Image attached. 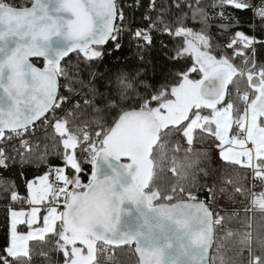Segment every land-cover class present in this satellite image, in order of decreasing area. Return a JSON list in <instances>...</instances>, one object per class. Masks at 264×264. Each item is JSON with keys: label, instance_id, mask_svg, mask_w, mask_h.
I'll use <instances>...</instances> for the list:
<instances>
[{"label": "snow or ice", "instance_id": "obj_1", "mask_svg": "<svg viewBox=\"0 0 264 264\" xmlns=\"http://www.w3.org/2000/svg\"><path fill=\"white\" fill-rule=\"evenodd\" d=\"M125 41L136 67L115 77L99 71ZM258 49L264 0H0V169H43L24 195L3 189L21 207L8 209L0 264H34L36 255L47 264H114L122 247L137 264H240L210 250L224 247L219 230L235 235L226 225L236 213L216 206L221 194L264 213ZM37 122L51 129L42 142ZM166 167L177 180L161 186ZM236 256L264 264V236L242 232Z\"/></svg>", "mask_w": 264, "mask_h": 264}, {"label": "trees", "instance_id": "obj_2", "mask_svg": "<svg viewBox=\"0 0 264 264\" xmlns=\"http://www.w3.org/2000/svg\"><path fill=\"white\" fill-rule=\"evenodd\" d=\"M143 4H147V0H141ZM174 0H157L159 6L168 7L172 5ZM207 2V0H205ZM118 3L124 5L132 3V0H118ZM143 8L137 10L135 12V17L137 22H140V16L143 12ZM126 13L131 17L132 12L126 9ZM176 9L170 8L169 15L175 16L178 15ZM187 23L189 26L195 27L191 20H188ZM167 42V38H165ZM171 46V45H170ZM159 45H157V49ZM151 60L153 64L156 66V71L158 72L159 65L162 63L159 52L154 51L151 54ZM257 59L258 61L264 62V49H258L257 51ZM37 63H42V61H37ZM76 63L75 54L72 56L70 64ZM139 63L135 56V50L130 48L125 41V45L123 50L120 53H116L111 57H108L104 60V62L98 66L99 71L101 72H111L113 77L115 74L123 71H132L136 65ZM170 67V65H169ZM151 75V70L149 71ZM63 82V81H62ZM47 135H51V129L43 128L42 132V141H44V137ZM206 144H195L194 148H203L206 147ZM171 154V153H170ZM177 160L180 163H187L188 161L185 159V153L182 151L177 153ZM213 159H215L214 150L212 153ZM194 158V157H191ZM52 163H58L59 161L55 157L49 158ZM87 169V166H85ZM222 167L220 164H213V168L219 169ZM239 172H244L243 169H237ZM43 169L38 168L36 165H25L21 167L19 164L10 167L7 170L0 169V247H3L6 240V226L8 222V209L9 207H21L20 205H13L6 199V194L3 189L5 186H14L22 195L25 194V182L27 180H31L34 177L42 174ZM218 172H213L212 176L215 178L218 176ZM83 181L87 183L89 177L87 175L82 177ZM177 180V177L174 176L166 167L164 172H158L157 175V183L161 186H170L174 184ZM203 182V181H202ZM242 183L251 184L252 180L249 179L247 181H241ZM259 190V189H254ZM249 204V201L245 198L239 196H233L232 199H229L227 194H221L217 201V208H222L224 211L221 213L222 215L232 216L235 212L236 215L233 216L230 223H227V227L231 229L235 235L227 236L224 230H219L217 233V245L223 244L224 247L221 249L220 253L213 250L212 256L215 258L218 255H223L225 259H236L240 261V264H244V261L236 256V247L238 246V241L240 238V234L246 230H250L253 233L254 238L264 236V213H261L259 210L252 209L248 212L245 211V207ZM25 206V205H23ZM251 219L252 227L251 229H246L244 224ZM23 227V226H21ZM115 261L114 264H137V254L131 248H122L115 249ZM245 257L247 253L244 254ZM34 264H47V262L43 259V257L36 255L34 258Z\"/></svg>", "mask_w": 264, "mask_h": 264}, {"label": "built area", "instance_id": "obj_3", "mask_svg": "<svg viewBox=\"0 0 264 264\" xmlns=\"http://www.w3.org/2000/svg\"><path fill=\"white\" fill-rule=\"evenodd\" d=\"M45 127H41L39 124L37 125L36 139L38 142H42V132H43V128H45ZM114 256H115V252H114Z\"/></svg>", "mask_w": 264, "mask_h": 264}, {"label": "water", "instance_id": "obj_4", "mask_svg": "<svg viewBox=\"0 0 264 264\" xmlns=\"http://www.w3.org/2000/svg\"><path fill=\"white\" fill-rule=\"evenodd\" d=\"M74 54H72V56H73ZM37 124H39V122H37ZM122 248H127V247H122ZM122 248H116V249H122ZM214 250V249H213ZM213 250H210V255H212L213 254Z\"/></svg>", "mask_w": 264, "mask_h": 264}, {"label": "rangeland", "instance_id": "obj_5", "mask_svg": "<svg viewBox=\"0 0 264 264\" xmlns=\"http://www.w3.org/2000/svg\"><path fill=\"white\" fill-rule=\"evenodd\" d=\"M214 155H215V157H216V152H215V150H214ZM27 205H25V206H23V207H26Z\"/></svg>", "mask_w": 264, "mask_h": 264}, {"label": "crops", "instance_id": "obj_6", "mask_svg": "<svg viewBox=\"0 0 264 264\" xmlns=\"http://www.w3.org/2000/svg\"><path fill=\"white\" fill-rule=\"evenodd\" d=\"M27 207V206H26Z\"/></svg>", "mask_w": 264, "mask_h": 264}]
</instances>
